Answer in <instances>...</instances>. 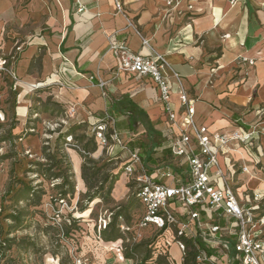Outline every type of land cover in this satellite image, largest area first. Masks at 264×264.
<instances>
[{
	"label": "crops",
	"instance_id": "obj_1",
	"mask_svg": "<svg viewBox=\"0 0 264 264\" xmlns=\"http://www.w3.org/2000/svg\"><path fill=\"white\" fill-rule=\"evenodd\" d=\"M122 3L123 11L118 12L114 0H0V46L22 45L10 71L18 94L19 125L26 126L34 95L50 98L72 121L92 131L101 121L107 122L110 134L117 133L126 147L110 141L112 156L126 150L116 158L127 157L120 162L122 167L130 162V151L138 150L140 165L157 181L170 184L167 173L181 179L187 166H180L169 150L178 128L168 123L149 79L116 76L110 43L124 42L143 55L153 50L180 77L171 79L172 105L180 121L179 95L185 90L195 100V122L209 132L259 133L253 143L230 142L219 153L225 175L220 186L232 187L240 201L254 206L253 195L264 198V0H179L171 7L167 0ZM143 39L149 46H143ZM35 85L41 87L30 89ZM123 97L146 112L161 134L160 147L149 152L152 141L144 126L133 127L129 114L113 111ZM74 159L77 182L85 192L82 161L76 154ZM124 183L122 178L118 186ZM175 207L176 213L182 212L179 205ZM201 220L204 230H197L199 239H206L211 249H233L229 235L219 243L204 234L212 224L223 226V220L218 221L215 213H202ZM116 256L115 262L124 261L118 250Z\"/></svg>",
	"mask_w": 264,
	"mask_h": 264
},
{
	"label": "rangeland",
	"instance_id": "obj_2",
	"mask_svg": "<svg viewBox=\"0 0 264 264\" xmlns=\"http://www.w3.org/2000/svg\"><path fill=\"white\" fill-rule=\"evenodd\" d=\"M19 43L0 46V60L11 68L20 58ZM0 73V264H109L117 259L121 241L105 247L101 231L113 215L121 212L130 226L123 233L124 261L118 264H159L164 256L151 246L155 229H140L142 206L136 199L134 183L116 159L94 140L93 131L72 121L68 112L46 97L34 95L26 126L19 125L18 94L10 73ZM12 75V74H11ZM41 87L31 86L30 89ZM25 112V109H21ZM72 138L73 142L68 143ZM85 145L90 153H86ZM95 150V152H93ZM82 161V177L97 173L95 187L82 192L77 182L74 155ZM63 174L70 177L75 194L62 199ZM119 175L124 185H112ZM110 175L104 190L99 182ZM111 187H114L111 190ZM65 189H68L66 187ZM99 193L91 202L88 193ZM20 217L19 221L15 216ZM171 254L178 261L175 246ZM151 256L145 261L146 257ZM165 264H171L168 258Z\"/></svg>",
	"mask_w": 264,
	"mask_h": 264
},
{
	"label": "built area",
	"instance_id": "obj_3",
	"mask_svg": "<svg viewBox=\"0 0 264 264\" xmlns=\"http://www.w3.org/2000/svg\"><path fill=\"white\" fill-rule=\"evenodd\" d=\"M118 12L123 11L122 0H114ZM179 0H167L171 7ZM143 46H149L143 39ZM110 52L116 58V76L134 75L149 79L156 87L159 101L170 125L178 128V134L171 141L169 150L180 162L187 166L182 178L167 173L170 184L157 181L141 164L139 151H130V162L124 166V172L131 177L136 189L137 199L142 206V215L138 222L140 229H155L156 234L163 235L156 240L153 249L166 255L171 264H184L189 253L188 243L195 245L197 264H264V198L253 195V203L249 205L240 201L232 187L220 183L225 175L220 167L219 153L230 142L243 145L253 143L257 131H236L231 135L211 133L206 126L198 125L194 119V103L188 93L180 92L181 121L178 112L172 105V78L180 80L173 73L163 55L151 51L147 55L133 52L126 43H110ZM6 62L0 60V73L9 72ZM10 73V72H9ZM17 80L16 76L12 74ZM106 82H101L106 87ZM93 134L99 146L109 147L110 141L126 149L117 133L110 134V128L104 120L96 125ZM73 142L72 138L68 143ZM176 205L182 212L176 213ZM216 214L218 221L225 224L210 225L205 235H211L216 242L224 240L229 235L233 242L234 253L225 246L220 249H206L198 244L197 230H204L201 214ZM183 218V219H182ZM120 229L129 232L130 227L120 218ZM111 221L109 220V223ZM109 223L104 224V230ZM118 252L124 257V241L121 240ZM175 246L179 252L178 261L171 254ZM110 264H118L112 262Z\"/></svg>",
	"mask_w": 264,
	"mask_h": 264
},
{
	"label": "trees",
	"instance_id": "obj_4",
	"mask_svg": "<svg viewBox=\"0 0 264 264\" xmlns=\"http://www.w3.org/2000/svg\"><path fill=\"white\" fill-rule=\"evenodd\" d=\"M113 111L115 113H119V114H129L130 115V123L131 126H137L138 124H141L142 126H144V128L147 131V135L148 137L151 139L152 141V147L150 149L149 152H152L155 148L160 147L162 145V137L161 134L155 130L154 125L151 123V121L149 120L146 112L141 109L138 105H136L132 100H130L128 97H123V99L119 100L118 102H116L113 105ZM94 140H95V136H94ZM85 150L86 153H90L88 150V146L85 145ZM93 152H95V150H93ZM97 173L93 172L87 175L86 170H84V176L83 179L86 181L87 186L89 187V190L91 191L94 187V179L96 178ZM119 175L117 174L115 178L112 179V185H115L116 182L119 181ZM63 179L62 183H61V188H62V199H65L66 197H68L69 195H74L75 194V188L74 185H71L70 183V177L69 176H64L63 174L57 175L56 179ZM110 181V175H108L107 177H105L102 181L99 182V187H97V191H102L104 190V186L105 184L109 183ZM66 187H68V189H65ZM114 187H111V190H113ZM88 193L90 194L88 196V198L91 200V202H93V200H95L97 198V194L99 193ZM136 196V194H135ZM137 199V196H136ZM138 200V199H137ZM123 217L124 218V214L121 212H118L116 214L113 215V218L111 220V222L108 224V226L106 227L105 230L101 231V239L103 237L104 241L107 243H115L116 241H120L123 240V237L121 236L122 233H120V218ZM15 220L19 221L20 217H18V215H16ZM125 222V220H124ZM126 225L127 222H125ZM129 226V225H128ZM130 227V226H129ZM161 235H163V231L159 232L158 234H156L155 239L152 243V247L154 245V243L156 242L157 239H159V237H161ZM198 244L203 248L206 249V245L204 244V241L201 239H198ZM124 248L126 249V246H124ZM188 248H189V253L184 261V264H197L196 262V257H197V252L195 250V245L192 243H188ZM124 249V251H125ZM231 253H234V250L231 249L230 250ZM164 256V255H163ZM151 256L149 255L148 257H146L145 261H147L148 259H150ZM164 258H167V256L165 255ZM160 257V261L159 264H165V259Z\"/></svg>",
	"mask_w": 264,
	"mask_h": 264
}]
</instances>
